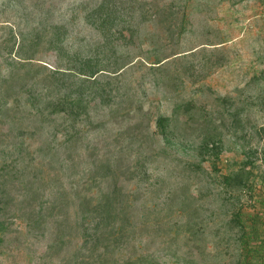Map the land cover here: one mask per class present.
<instances>
[{
    "label": "rangeland",
    "instance_id": "1",
    "mask_svg": "<svg viewBox=\"0 0 264 264\" xmlns=\"http://www.w3.org/2000/svg\"><path fill=\"white\" fill-rule=\"evenodd\" d=\"M102 1L0 0V264H239L234 213L264 215V0H118L111 29ZM249 158L253 192L225 186Z\"/></svg>",
    "mask_w": 264,
    "mask_h": 264
},
{
    "label": "trees",
    "instance_id": "2",
    "mask_svg": "<svg viewBox=\"0 0 264 264\" xmlns=\"http://www.w3.org/2000/svg\"><path fill=\"white\" fill-rule=\"evenodd\" d=\"M117 2L118 0H103L96 8L92 10L90 17L102 27H108V29H111V26H114L118 22L120 19L119 16L122 14L121 8L118 6ZM22 38V42L20 43L21 47L18 48L20 53L22 49H24L25 42L29 40L28 36L26 35H23ZM14 39L17 41L15 36ZM61 41L62 38L59 35L56 40L57 45L61 44ZM10 53H12V51ZM24 61L29 62L30 58L24 59ZM71 62L77 69V71H74V74L82 77L85 80H92L94 78L96 79L98 74L104 72V70L100 69L99 65H97L96 62L94 63L92 59L80 60L76 57L73 58ZM71 72H73L71 69H68V71L55 69L53 74L65 76V74ZM71 101L73 104L76 103L75 105H81L80 102L73 100ZM73 104L71 103V105ZM72 111L76 113L74 109H72ZM170 121L171 117L167 116L159 117L157 119V126L160 128L162 134L167 135ZM203 148L208 155L215 159H218L221 154V143L217 139L210 138L205 140L203 143ZM252 166L253 161L251 158H249L244 162V166L240 171L224 178L225 186L230 188L236 187L238 189L244 190L245 192L252 193L254 190L253 186L250 185L253 178L251 171ZM261 204V206L264 207V199H262ZM111 207L112 198L111 196H107V202H104L101 209H99V212L102 210V212L105 211V213L109 214ZM241 208L242 207H240V209L234 213V218L232 220L241 232V235L239 236V264H264V215L260 213H254L249 217L248 222H246ZM103 222L104 221H99L96 224V232H99L98 230L101 228Z\"/></svg>",
    "mask_w": 264,
    "mask_h": 264
}]
</instances>
